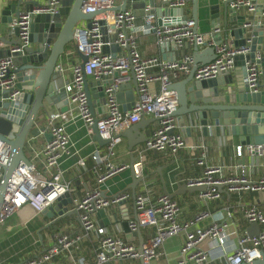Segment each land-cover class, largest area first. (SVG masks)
I'll list each match as a JSON object with an SVG mask.
<instances>
[{
    "label": "built area",
    "instance_id": "2783aa9c",
    "mask_svg": "<svg viewBox=\"0 0 264 264\" xmlns=\"http://www.w3.org/2000/svg\"><path fill=\"white\" fill-rule=\"evenodd\" d=\"M114 0H83L81 10L84 14L111 8ZM169 8H185L187 0H159ZM61 0H47L42 6H35L31 11H22L10 26L18 28L19 44L10 47V54L0 57V88L9 89V97L19 93L15 88L16 75L14 69V53H23L25 46L29 45L30 25L36 14L58 13ZM229 7L236 11L244 8L248 13H256L257 24L264 27V0H230ZM153 3L146 2L140 24L135 23L136 16L130 9L104 11L102 18L95 17L79 21L73 30L71 43L76 52L87 56V60L80 66L81 60L71 69V89L67 95L69 104L75 106L76 117L83 121L88 134H92L91 126L96 118V127L102 139L109 142L96 149L90 158L93 161L92 173L96 185L78 199H74L72 208L79 212L81 231L69 233L58 231L54 234V243L40 254L21 261L17 264H48L53 257L63 251L69 252L84 237H94L96 249L92 264H107L109 262L122 263L126 259L141 260L142 264H157L156 260L161 254L163 242L175 235L183 234L184 241L180 248L179 263L186 260L196 263H206L210 256L201 247L204 241L215 242L218 257H223L220 264H243L260 257L264 253V229L257 235H248L243 232L238 236L235 244L228 243L229 234L227 219H233L236 214L245 218L248 224L257 222L264 224V212L256 203L240 202L234 208H225V219L216 218L209 225L200 227L198 221L209 214L200 213L185 221H178L180 207L176 200L167 193L151 196L147 185L144 183L142 191L133 195L135 217L128 221L131 232L143 227L154 228L153 235L142 242L141 250L138 246L124 240L122 236L108 233L99 226L94 219V214L110 205H117L130 198L128 192H120L112 197L102 196L99 184L113 174L125 169L127 164H114L111 160L116 144L121 141L119 133L126 127L138 122L142 117L150 115L156 118L157 126L145 142L134 148L136 160L134 161L135 174L142 176L146 162L147 151H166L175 156L185 147L184 137L175 131L177 127L176 116L173 112L178 107L177 93L169 88L171 82L176 80L181 73L188 74L193 58L184 54L178 59L162 60L159 57L142 56L136 46L135 32H153L158 43L171 42L177 47L184 44L196 45L199 48L212 47L215 58L210 62L199 65L194 72V79L201 80L216 77L234 68V56L247 54L250 51L251 37L245 38V43L236 45L231 40L216 39L220 32L219 27H214L209 32H200L196 28V21L187 18L179 23L158 26L155 22ZM104 20V25L99 23ZM90 26L87 27V23ZM245 28L251 26L247 21ZM108 32L116 34L114 42H105L103 36ZM116 43L126 49V54L104 52L103 46ZM260 51H256L253 60H245L246 83L251 91L257 90L261 76L258 60L261 59ZM132 71L137 84L138 96L132 103L130 110H121L116 94L119 86L127 81ZM92 76L96 79L109 78L104 86V109L102 116L94 115L87 103L84 91L83 78ZM158 83L157 90H152L151 85ZM69 110L50 115V120L44 128L48 134L43 147L35 156L40 160L41 168L34 162L20 163L10 178V184L4 194L0 209V223L12 212L22 206L29 205L37 213L47 206L52 205L64 193L72 189L71 183L64 180L61 161L72 154L70 149V136L65 129L66 121L73 119ZM61 120L56 123L55 120ZM245 150L248 154L259 157L264 156L263 143H247L236 146V154L241 155ZM10 145L0 139V176L3 167L8 161ZM189 155L195 158L196 164L203 165L202 175L185 180L188 186L206 185V189L198 191V197L203 200H215L221 197L219 186L227 191H252L264 192V176L256 181L248 180L247 170L239 166V174L232 177L216 176L222 168L219 165H207L205 153L197 155L194 148H190ZM77 165H83L81 158ZM264 204V201H263ZM79 264H86L83 258Z\"/></svg>",
    "mask_w": 264,
    "mask_h": 264
},
{
    "label": "crops",
    "instance_id": "0c3cea01",
    "mask_svg": "<svg viewBox=\"0 0 264 264\" xmlns=\"http://www.w3.org/2000/svg\"><path fill=\"white\" fill-rule=\"evenodd\" d=\"M8 3L19 4L20 12L25 11L27 4L30 0H3ZM148 2V0H145ZM223 0H198L197 9V21L196 28L200 32H209L214 27H219L220 32L215 35L216 39L231 40L234 44L240 42V39H236L230 34H226L229 30L236 28L238 18H244L245 22L250 21L251 25L256 19V13H248L244 8H240L232 14H229L226 18L227 28L224 27L223 16ZM7 3V2H6ZM154 10L160 7L159 0H153ZM114 8H121L124 5V0H114L112 4ZM219 6L212 10V6ZM165 7V6H163ZM126 9L133 10L131 1H126ZM228 9H231L228 5ZM155 12V11H154ZM155 12V22H156ZM103 14L99 12L95 17L102 18ZM135 23L140 24L143 20V15H135ZM174 19L177 17L172 16ZM187 18H193L192 2L187 0V4L184 8L182 20ZM15 19V17H14ZM13 19V20H14ZM42 25L36 22L33 26V32L31 35V47L36 48L38 41L41 38ZM111 42H114L116 34L114 32L106 31L105 34ZM136 46L142 56H157L162 60H172L182 57L184 54L193 55L194 45L184 44L181 47L175 46L173 43H158L156 36L153 32H135ZM263 49L260 51L261 56H264V36L262 41ZM11 45L0 43V57L9 55ZM203 48H200L202 51ZM119 54H126V49L121 47L119 50L112 51ZM24 55H16L14 57L15 63H21ZM81 60L77 52L73 48V44L70 42L67 45L66 51L62 57L61 62V75L62 79L67 81L65 85L66 95L72 91L71 81V69L74 64ZM261 68V66H260ZM262 69V68H261ZM233 73V72H231ZM130 78L124 81L119 86V90H134L132 82L131 71L128 72ZM188 74L181 73L179 77L174 80H182L187 77ZM96 78L87 76L89 82V90L94 95L93 109L94 114L100 117L104 114L105 109L102 101L98 97V87L95 85ZM101 86H104L110 81L109 78H101ZM173 81V82H174ZM158 83L151 85L152 90H157ZM67 97V96H66ZM137 96L135 97V99ZM61 103L58 102L53 105L45 104L40 110L35 120V125L47 126L50 115L69 110L73 119L66 121L65 129L70 136V149L72 154L68 157H64L61 161V168L63 170V178L71 183L70 195L74 199H78L84 195L90 186L96 185L95 178L92 173L93 161L90 155L99 146L92 140V134H88L83 121L76 117L75 106L67 103V110L62 111L59 108ZM147 123L144 127V132L151 134L157 126V121L153 116L146 115ZM177 119V127L175 131L180 133L185 140V147L181 149L175 156H172L166 151H147L146 162L142 176H146V179L138 182L134 188H131L133 176L130 168L127 166L125 169L113 174L107 178L104 182L99 184L101 192L105 194V197H112L120 192H128L130 198L120 202L117 205H110L104 209V215L98 216L94 214V219L99 226L104 227L108 233L117 234L122 236L126 240L122 223L135 217V208L133 204V195L141 192L143 184L145 183L150 191V195L156 196L160 193L173 194L177 192L178 185L184 184L185 180L189 178H195L202 175L203 165L196 164L195 158L189 155L190 148H194L197 155L201 152L205 153V162L207 165H219L222 170L220 174L216 176L232 177L239 174V166L245 167L247 170V178L251 182L256 181L260 177L264 176V156L259 157L256 155L248 154L242 149L241 155L236 154V146H244L247 143H253L262 139L263 130L254 129V124H234L226 125L222 124L215 127L210 125L207 127L206 134L204 133L202 126L198 124L190 125L186 123L185 126H181ZM56 123H60L61 120L56 119ZM189 126V131H186V127ZM125 129V128H124ZM231 129L235 130V134L232 135ZM122 138V137H121ZM47 140L46 132H41L36 137H33L28 141L25 147V154L31 162H34L41 168L40 160L36 158L35 154L44 145ZM114 155L111 160L114 164H127L129 163V153L127 151V144L125 139L116 144ZM83 158V165H77V161ZM138 177V176H137ZM90 182V185L88 184ZM222 194L219 199L215 200H203L198 197V191L194 192H178L172 198L179 204L180 211L177 217L178 221H185L193 218L194 216L207 212L209 215L202 217L198 221L200 227L209 225L216 218L222 217L225 219V208H234L240 202L256 203L262 207L264 212V193L252 192L247 190L242 191H227L225 187H222ZM73 204L67 205V210H71ZM69 221L64 225L62 231L69 233H79L81 231L80 220L75 215L68 216ZM70 218H72L70 220ZM51 222V218H47L41 213H37L29 205L22 206L18 210L9 214L3 222L0 223V264H17L28 258H32L41 252L45 251L49 246L54 243V234L58 229H54L52 225L47 226ZM228 227L226 232L229 234L228 243L235 244L237 238L243 232L247 233L248 223L243 216L236 214L233 219H227ZM59 222H57L58 224ZM261 230L264 229V224L260 225ZM143 242L149 239L153 233L154 228L146 226L140 229ZM135 245H139V239L137 236L133 239L126 240ZM184 241L183 234L171 236L163 242L161 248V254L156 260L157 264H220L223 257H218L216 243L204 241L201 247L205 249L208 254V261L206 263H196L194 261L186 260L184 263H179L181 254L180 248ZM96 249V241L94 237H84L79 243L70 249L69 252L63 251L60 254L52 258L48 264H79V260L83 258L86 264H92L94 261ZM107 264H119L118 262H109ZM122 264H141L140 260L126 259Z\"/></svg>",
    "mask_w": 264,
    "mask_h": 264
},
{
    "label": "water",
    "instance_id": "95a60500",
    "mask_svg": "<svg viewBox=\"0 0 264 264\" xmlns=\"http://www.w3.org/2000/svg\"><path fill=\"white\" fill-rule=\"evenodd\" d=\"M21 2L22 0H18ZM47 0H30L27 4L25 11H31L35 6H42ZM83 0H61V5L58 8V13L49 14L41 13L36 14L30 25L29 44L31 43V35L33 26L36 22L42 25L41 38L38 41L36 48L30 45L25 46L23 53H14L16 55H24L21 63H15L16 75L15 88L19 93L10 98V90L0 88V139L10 145V154L6 165L2 169L0 176V209L3 202L4 194L10 184V178L17 168L22 163H30L29 158L25 154L26 144L30 139L36 137L44 131V126H36L35 120L40 110L45 104L53 105L58 102L61 104L59 108L62 111L67 110V95L65 85L67 81L62 79L61 75V62L67 45L72 41L73 30L76 24L81 20H88L99 12L125 10L126 1L121 8H107L105 10H98L93 13L84 14L81 10ZM135 15H146L144 6L145 0H130ZM7 2V3H6ZM0 0V43L15 46L19 44L18 28L11 27L10 24L14 17L17 18L20 14L19 4L8 3ZM153 0H148L152 3ZM193 19L197 21L198 0H191ZM230 0H223V16L224 27L227 28L226 18L232 14V9H228ZM156 12V24L158 26L170 25L182 21L184 13L183 8H169L163 7L164 4L160 3ZM219 6H212L218 8ZM177 17V18H173ZM237 27L226 32L236 39H240L236 45L245 43L246 37H251L250 51L247 54H239L234 56L233 70L218 74L216 77L197 80L194 79V72L199 65L206 64L215 58V53L212 47H207L200 51V48L194 45V52L192 55V67L186 78L171 82L169 88L177 93L178 107L173 112V115L178 118L181 126L186 123L190 125L198 124L202 126L204 133L207 132V127L213 125L218 127L220 121L222 124H254V129L263 130L262 139L253 143L264 142V56L258 60L261 66V76L257 86V90L251 91L246 83V67L244 66L245 60H253L256 51L263 49L262 41L264 36V27L257 24L258 18L255 19L250 27L245 28L244 18H238ZM101 25H104V20H99ZM90 23H87V27ZM103 40L109 41V38L104 35ZM119 50L118 44L113 43L110 46L104 45L103 51L109 52L110 50ZM10 54V52H9ZM81 58L80 66L87 60V56L81 52H77ZM15 62V61H14ZM233 72V73H231ZM132 82L134 90H119L116 94L119 108L121 110H130L135 97L138 96L137 84L133 72L131 71ZM84 91L86 93L87 103L91 112L94 114L93 109V94L89 90V82L87 77L83 78ZM95 85L98 87L99 99L104 103L103 88L99 79L95 80ZM95 115V114H94ZM154 119H156L154 117ZM147 119L142 117L138 122L123 129L119 136L126 140L127 151L129 153L128 167L131 170L133 180L131 188L146 179V176L137 177L134 170V161L136 156L134 148L147 140L150 136L149 133L144 132V127ZM92 140L99 147H104L109 140L102 139L96 127V118L91 126ZM189 126L186 131H189ZM261 130V131H262ZM232 135L235 130L231 129ZM46 137L48 134L46 133ZM90 185V182H88ZM92 186H90V189ZM206 189V185H193L179 184L177 192L169 194L173 197L178 192H194ZM222 191V186H219ZM264 193V192H263ZM259 194H261L259 192ZM105 197V194L102 193ZM68 204H74L73 197L69 192L60 196L56 202L47 206L40 213L47 218H51V222L47 226L52 225L57 229V222L66 216L75 215L79 219V212L75 208L67 210ZM98 216L104 215V209L96 212ZM123 231L126 240L133 239L137 236L139 239L138 248L141 250L142 236L140 230L131 232L126 222L122 223ZM261 230L257 222H251L247 227L248 235H257ZM141 261V260H140ZM122 264V263H119ZM142 264V261H141ZM243 264H264V253L260 254L250 262Z\"/></svg>",
    "mask_w": 264,
    "mask_h": 264
},
{
    "label": "rangeland",
    "instance_id": "374dc122",
    "mask_svg": "<svg viewBox=\"0 0 264 264\" xmlns=\"http://www.w3.org/2000/svg\"><path fill=\"white\" fill-rule=\"evenodd\" d=\"M71 219L72 218H70V220ZM68 221H69L68 216H66L65 218L61 219L59 221V223L57 224V229L60 230V231H62V229H64V227H65L64 225H66L68 223Z\"/></svg>",
    "mask_w": 264,
    "mask_h": 264
}]
</instances>
